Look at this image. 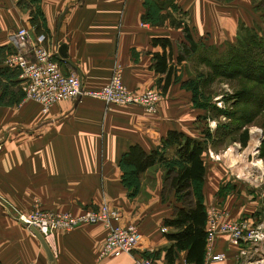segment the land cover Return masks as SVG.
<instances>
[{"label":"crops","instance_id":"1","mask_svg":"<svg viewBox=\"0 0 264 264\" xmlns=\"http://www.w3.org/2000/svg\"><path fill=\"white\" fill-rule=\"evenodd\" d=\"M146 1L34 0L30 6L20 7L18 0H0V95L8 101L0 102L2 199L11 201L21 212L39 202L44 207L79 213L105 201L119 210L120 223L136 224L141 236L132 253L101 256L104 225L79 224L69 231L54 232L47 243L50 260L41 241L1 201L0 264H135L139 256L150 257L154 264H192L185 261V251L177 252L173 263L165 257L171 244L167 234L173 229L165 226L164 220L173 215L179 203L173 193L162 196L164 162L139 175L133 194V186L123 179L121 165L122 156L133 144L146 152L159 149L166 158L175 157L173 146L162 145L168 130L202 139L199 124L193 131L186 130L185 119L180 118L185 117V103H180L185 92L179 84L171 83L163 92L156 111L137 104L108 106L102 100L82 96L58 101L43 112L38 102L25 97L18 70L4 64L6 56L16 50L14 31L25 27L31 38L41 32L46 35L45 45L55 51L62 71L77 74L83 89L101 87L118 67L124 84L130 90L142 91L164 76L152 66L153 54L162 52L161 46L152 44L153 37L165 36L171 41L172 74H183V61H176L180 45L197 41L210 46L228 41L241 20V7L233 2L171 0L186 17L176 24L151 25L142 21ZM161 11L166 13L170 8ZM33 13L39 29L31 22ZM60 44L66 45L64 59L57 52ZM203 157L205 208L216 205L226 212L222 219H243L248 226L264 231L262 192L245 188L246 182L235 177L230 158L223 165L207 158L206 153ZM163 226L165 232L161 231ZM213 254H223L224 258L212 260ZM263 257L264 240L235 246L228 236L218 234L206 249L203 264H250Z\"/></svg>","mask_w":264,"mask_h":264},{"label":"rangeland","instance_id":"2","mask_svg":"<svg viewBox=\"0 0 264 264\" xmlns=\"http://www.w3.org/2000/svg\"><path fill=\"white\" fill-rule=\"evenodd\" d=\"M31 1L20 0L18 4L20 7H26L30 6ZM219 1L233 2L235 7L237 4L241 7L238 10L241 14V20L235 24V30L230 36L231 39L225 42L219 41L218 45H204L205 48L199 47L201 44L197 41H190V44H185L186 46L192 45V52L189 51L183 60L181 69L183 74H171V83L179 84V87L185 92L184 98L180 99V103H185V117L180 118L185 119L186 130L193 131L194 126L196 125L197 128V124H199L202 140L206 143L207 158L222 161L223 165L225 159L230 158V163L234 164L235 177L246 182V189L252 188V190L261 191L260 196L264 199V103L262 102L264 101V67L261 68V65L254 66L253 63L249 62L245 50L247 44L252 43L254 45L255 43L256 45L259 43L261 46L264 45V0ZM146 2V12L142 16V21L148 24L161 25L167 21L176 24L186 17L178 5L171 0H164L163 2L147 0ZM164 7H167L168 10L170 8V11L163 13L161 10ZM220 35L218 34V36ZM253 37H255L254 40ZM252 45L249 46L252 47ZM182 51L183 48L180 49V52ZM172 68H175L174 65ZM159 78L151 88L159 91L163 97L162 82ZM85 96L94 98L89 95ZM4 98L5 96L1 94L0 102L7 101ZM9 102H12L11 97ZM222 111L233 112V114L241 113V118H238L237 121L230 119L229 115L227 116ZM230 120L236 121L240 127L233 131L227 130L220 135L217 134L215 131L217 126L222 124L223 127H219V131H222L227 128L226 125L230 123ZM243 131H246L248 136L246 145H242L239 139V135ZM184 134L187 133L184 132ZM167 159L172 160L173 157ZM224 178L225 176H223ZM230 178L232 177L230 176ZM173 198L175 199V197ZM1 201L7 204L8 209L10 207V210L12 209L17 217L20 214H28L35 210L42 213L56 211L74 213L68 209L44 207L39 202H35L28 211L21 212L11 201L8 203L2 199L0 194V206L2 207L4 204ZM210 206H215L223 215L226 213L224 209L216 205H209L206 208ZM42 237L46 243L51 239V237L48 238L44 235ZM134 263L136 264V257Z\"/></svg>","mask_w":264,"mask_h":264},{"label":"built area","instance_id":"3","mask_svg":"<svg viewBox=\"0 0 264 264\" xmlns=\"http://www.w3.org/2000/svg\"><path fill=\"white\" fill-rule=\"evenodd\" d=\"M15 51L4 60L6 67L17 69L25 89V97L35 100L46 112L54 103L61 100H74L89 95L105 102L106 105L137 104L149 111H154L162 95L154 88L142 91L130 90L123 82L120 69L113 70L109 80L101 87L85 90L81 79L75 73L62 71L55 51L45 45L46 35L41 32L34 38L29 36L27 28L20 27L13 33ZM215 206L206 208V249L218 234L228 236L229 241L239 246L243 241L256 243L264 240V231L259 227H250L241 220L222 219ZM119 210L108 202H103L95 209H86L79 213L56 211L42 213L35 210L28 214H20L19 219L25 221L28 228L33 226L41 235L52 237L55 230L69 231L81 223H101L106 229V236L101 249V256H120L132 253L140 240V232L134 223L121 224ZM163 226L161 231L165 232ZM32 232V231H31ZM33 233V232H32ZM34 234V233H33ZM241 253L244 251L241 250ZM212 260H222L223 254L210 255ZM136 264H154L147 256L136 257ZM264 264V257L250 262Z\"/></svg>","mask_w":264,"mask_h":264},{"label":"trees","instance_id":"4","mask_svg":"<svg viewBox=\"0 0 264 264\" xmlns=\"http://www.w3.org/2000/svg\"><path fill=\"white\" fill-rule=\"evenodd\" d=\"M37 18V15L33 13L31 22L39 29ZM254 39L255 37H253ZM152 44L154 46L159 45L162 48V52H155L153 54L154 62L152 66L155 72L164 74L159 79L162 82L161 88L165 92L171 83L173 69L172 64H170L172 56L171 41L165 36L153 37ZM249 45H252V43L247 44L245 49L249 62L253 63L254 66L261 65V68L264 67V45L261 46L259 43L256 44L257 46L255 43L252 47ZM201 46L205 48L204 45H199V47ZM181 48H183L182 52H180ZM181 48L176 57L177 62L183 61L189 51L192 52L193 49L192 45H181ZM262 102L264 103V101ZM259 103L261 104V102ZM222 113L227 114V116L229 115L230 119L236 121L238 118H241V113L233 114V112L229 111H222ZM236 121L232 122L230 120V123L226 125L227 128L222 131H219V127H223L220 124L215 129L216 133L220 135L227 130L233 131L238 129L240 125L236 124ZM231 123H235L236 125H231ZM239 139L242 145H246L248 140L247 132H241ZM162 145L174 147L175 157L172 160H168L159 149L146 152L138 144L130 145L128 151L121 158V165L125 173L123 179L133 186L131 193H136L139 175L155 163L164 162L165 172L162 196L166 197L173 193L175 201L179 203V205L174 207L173 215L164 220L165 226L173 229L172 232L167 234V238L171 241V244L166 249L165 257L168 263H173L177 252L185 251V261L187 263L203 264L207 243L205 229L206 208L202 192L206 172L203 160V155L206 152V143L202 139H196L184 134V132L168 130L165 138L162 140Z\"/></svg>","mask_w":264,"mask_h":264},{"label":"water","instance_id":"5","mask_svg":"<svg viewBox=\"0 0 264 264\" xmlns=\"http://www.w3.org/2000/svg\"><path fill=\"white\" fill-rule=\"evenodd\" d=\"M57 52L59 54V56L61 58H66L67 54H66V45L65 44H60L57 48ZM20 222L24 225H26L25 221H23L22 219H20ZM29 229L34 233V235L41 241L42 245L44 246V248L47 251L48 257L50 260H52V256L50 255V251L48 248L47 243L45 242V240L43 239L42 235L33 227V226H29Z\"/></svg>","mask_w":264,"mask_h":264}]
</instances>
